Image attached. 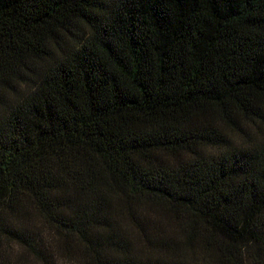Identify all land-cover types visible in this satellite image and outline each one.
Returning a JSON list of instances; mask_svg holds the SVG:
<instances>
[{
	"label": "trees",
	"instance_id": "1",
	"mask_svg": "<svg viewBox=\"0 0 264 264\" xmlns=\"http://www.w3.org/2000/svg\"><path fill=\"white\" fill-rule=\"evenodd\" d=\"M0 264H264V0H0Z\"/></svg>",
	"mask_w": 264,
	"mask_h": 264
},
{
	"label": "rangeland",
	"instance_id": "2",
	"mask_svg": "<svg viewBox=\"0 0 264 264\" xmlns=\"http://www.w3.org/2000/svg\"><path fill=\"white\" fill-rule=\"evenodd\" d=\"M64 258V257H63ZM63 260V259H62ZM64 261H65V259H64Z\"/></svg>",
	"mask_w": 264,
	"mask_h": 264
}]
</instances>
